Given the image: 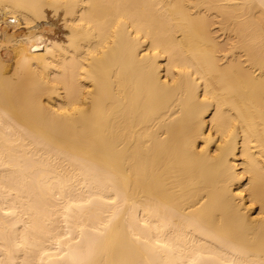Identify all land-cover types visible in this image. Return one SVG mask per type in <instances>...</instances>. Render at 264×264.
Wrapping results in <instances>:
<instances>
[{
    "label": "bare ground",
    "instance_id": "6f19581e",
    "mask_svg": "<svg viewBox=\"0 0 264 264\" xmlns=\"http://www.w3.org/2000/svg\"><path fill=\"white\" fill-rule=\"evenodd\" d=\"M55 17L0 72V264H264V0H0V38Z\"/></svg>",
    "mask_w": 264,
    "mask_h": 264
},
{
    "label": "rangeland",
    "instance_id": "374dc122",
    "mask_svg": "<svg viewBox=\"0 0 264 264\" xmlns=\"http://www.w3.org/2000/svg\"><path fill=\"white\" fill-rule=\"evenodd\" d=\"M53 15V13L51 14H49V17L50 16H52ZM51 19V18H50ZM55 19V21L57 22V20L58 19H56V17L54 18ZM52 20H53V18H52ZM61 20V19H60ZM59 23V24H58ZM62 23H63V21H62ZM61 23V21L59 22H57V23H54V22H50V23H42V25H39L38 27H36V29L35 28H33V30H28L27 29V27L25 28V25L24 24H22V26L20 27V28H18V29H14L15 31H13V29H10V28H6L5 26H3V31L5 32L6 30H7V32H5L2 36H1V38H0V46H2V47H0V51L2 50V53L4 54V57H3V59L5 58H7L1 65H0V72H5V70H7V73H8V71H11V73H13V71L14 70H16L17 69V60H18V58H17V53H18V51H19V47L21 46V40H23L28 34H30L31 36H34V34L32 35V33L34 32H36L37 31V29H39L40 31H39V33H41L42 35H46V36H52V34H53V36H57L58 37V35H60V37H62V33H63V31L65 30L64 28H63V26L62 25H60V24H62ZM44 24H46V25H44ZM57 24V25H56ZM24 25V26H23ZM53 25V26H52ZM42 26V27H41ZM55 26V27H54ZM59 28H58V27ZM2 27V26H1ZM6 28V29H5ZM10 30H12V31H10ZM56 32H55V31ZM62 30V31H61ZM11 32H13V33H11ZM28 32V33H27ZM32 32V33H31ZM38 32V31H37ZM44 32V33H43ZM61 32V33H60ZM10 33L12 34V35H10ZM60 33V34H59ZM51 34V35H50ZM55 34H57V35H55ZM25 35V36H24ZM4 37H6V38H4ZM12 37V38H11ZM37 37H39V38H41V36H37ZM3 39H7L6 41H4ZM13 39V40H12ZM4 42H3V41ZM11 40V41H10ZM1 41L3 42V44L1 43ZM9 41H10V44H9ZM7 42V43H6ZM5 43H6V45H5ZM19 45V46H17V45ZM12 45V46H11ZM8 46V47H7ZM3 47H7V48H4L3 49ZM11 47V48H10ZM12 48H13V50H12ZM6 50V51H5ZM7 52V53H6ZM8 52H9V54H8ZM12 55H11V54ZM13 54H14V57H13ZM12 58V59H11ZM8 59H9V62H8ZM11 59V60H10ZM11 61V62H10ZM7 62V63H6ZM14 63V64H13ZM12 68V69H11ZM8 74H10V72L8 73Z\"/></svg>",
    "mask_w": 264,
    "mask_h": 264
}]
</instances>
